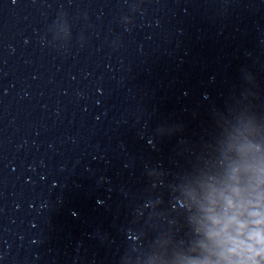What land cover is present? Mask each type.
Here are the masks:
<instances>
[{
    "label": "clouds",
    "instance_id": "9594fccd",
    "mask_svg": "<svg viewBox=\"0 0 264 264\" xmlns=\"http://www.w3.org/2000/svg\"><path fill=\"white\" fill-rule=\"evenodd\" d=\"M197 229L207 253L188 264H260L264 257V168L241 184L233 176L207 185Z\"/></svg>",
    "mask_w": 264,
    "mask_h": 264
}]
</instances>
